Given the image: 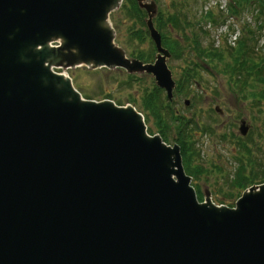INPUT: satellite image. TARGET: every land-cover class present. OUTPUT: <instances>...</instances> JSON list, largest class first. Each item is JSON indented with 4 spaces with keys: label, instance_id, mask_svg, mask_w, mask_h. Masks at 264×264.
<instances>
[{
    "label": "water",
    "instance_id": "obj_1",
    "mask_svg": "<svg viewBox=\"0 0 264 264\" xmlns=\"http://www.w3.org/2000/svg\"><path fill=\"white\" fill-rule=\"evenodd\" d=\"M144 1L154 65L113 42L120 0H0V264H264V184L235 208L197 201L179 148L135 108L83 99L53 71L145 70L171 98Z\"/></svg>",
    "mask_w": 264,
    "mask_h": 264
},
{
    "label": "trees",
    "instance_id": "obj_2",
    "mask_svg": "<svg viewBox=\"0 0 264 264\" xmlns=\"http://www.w3.org/2000/svg\"><path fill=\"white\" fill-rule=\"evenodd\" d=\"M123 1L124 3L120 11L127 13L128 18L134 19L139 23V28L135 25L132 26V32L130 34L134 39L143 42L147 34L143 28L144 23L142 17L144 13L138 9L135 0ZM185 2L186 0H171L170 5L164 4V6L165 8L173 9V11H162L155 19L157 29L165 33L162 41L164 45L173 53V56L180 55L181 43L177 38L171 36V31L179 33L180 35L177 37H183L184 41L189 42L190 50L196 54L198 59L196 65L200 61L212 67L218 73L225 74L228 85L232 90L246 92L256 101L264 99V88L261 90V85L264 84V52H255L253 48L254 44L252 45V41L254 39L256 41L254 29L248 25H243L242 34L233 46H227L225 43L215 48L212 41H207L206 44H203L201 38H207L209 33L202 28H200L199 32L190 29L193 27V23L188 18L187 11L184 12ZM226 7L227 12L237 19L244 12H253L251 15L256 16L255 23L258 30L264 31V0H228ZM221 16L219 12L216 13L214 8H208L197 17L196 23L205 24L209 22L217 26ZM133 54L142 60L150 58L151 55V53L142 52L141 50H136ZM190 79H194L193 73L188 71L185 76V81L188 82ZM247 88L252 89V92H248L246 90ZM167 103L160 96L159 89L154 87L145 92L140 109L144 113L145 118L149 115L156 117L157 128L161 130L163 137H167L164 134L169 129V125H173L176 128V135L179 136L178 142L182 148L184 169L191 176H202L207 171L200 165L194 163L197 153L186 142L184 135L188 134L190 122H187L184 118H178L171 110L168 111V114H165L164 108L167 106ZM168 118L171 120V123L167 122ZM243 150L245 153L241 155V158H238L240 161L239 168L236 171L235 179L230 182V190L224 196L225 199L239 195L241 191L246 189V186L257 181L258 177L255 173L251 150L249 147H245ZM245 157L248 165L251 167L250 170H247V167L243 163ZM258 180L264 181V169L259 175ZM196 191H198V197L201 199V190H199L198 186L196 187Z\"/></svg>",
    "mask_w": 264,
    "mask_h": 264
},
{
    "label": "rangeland",
    "instance_id": "obj_3",
    "mask_svg": "<svg viewBox=\"0 0 264 264\" xmlns=\"http://www.w3.org/2000/svg\"><path fill=\"white\" fill-rule=\"evenodd\" d=\"M152 1V0H149ZM217 0H207L206 6H214ZM160 4H169V0H159ZM226 0H218L219 7L221 9H224ZM186 5L189 7H186L185 10L191 9L192 13H195V11L198 13L200 10L199 6L200 3L198 0H187ZM192 19V18H191ZM251 16L250 13L244 15V22H234L232 17L228 16V19L225 21V23L221 24L220 26H217V28H214L212 26H209L208 24L204 26V28L209 31V36L207 38H202L203 44H206L208 40H213L215 42V45H218V42L223 41V36L229 34V28L228 25H232L233 28H235L234 33H230L227 37L228 44H233L235 39L239 37L242 30L240 28L241 25L244 23H249ZM194 20V19H192ZM110 21L113 24V26L116 28V43L119 44L121 47L125 48L128 51L135 52L136 50L147 48L150 46L147 39L143 42V44L139 43L135 39H131L129 29H130V22L124 18V16L119 11H114L110 15ZM255 28L253 25L251 26ZM197 30L198 27L196 25ZM260 35V34H259ZM260 39L258 41V48H261L264 44V35L261 32ZM186 59L189 60H195V56L193 54V51L186 49ZM169 66L172 70V74L174 76V79H177L179 72L181 71L182 67L186 66V63L183 62V60H169L168 61ZM71 78L74 80V86L76 89H78L84 97H88L90 99H96V100H102L104 96H108L116 101H121L123 104L126 103L128 98L130 96L140 98L142 94V90L149 86L151 87V82H153V78L150 75H141L136 76L138 77L136 80H130L128 79V76L126 75L124 71H120L119 69H113L112 71L101 68L97 70H89L84 66H80L78 68L69 69L66 72ZM216 73V72H215ZM214 73V74H215ZM210 74H206L204 72H201V83L203 84L202 90L206 89V93L209 97L216 96L215 105H219L221 109L224 110L226 115H241L244 116L247 120L251 121V124L254 125V138L257 139L258 145L261 146V149L258 150L255 146L253 148L254 153V159L256 160L254 166L257 171V177L262 173L263 170L262 167H264V115L257 112L258 107H255L254 105L253 110H251V102L249 100H245L246 98L239 99L236 97V95L229 91V87L227 85L228 82L226 75L220 73H216L217 75L212 77ZM192 93L195 92V85H192ZM205 94H202V97H204ZM190 98V96L186 97ZM205 101L210 102L208 99L199 100L195 103V105H198V109H201V113L207 114L208 112L205 111L206 104ZM183 100H179L177 104L175 105L176 108L179 111H182V113L186 117H190V112H192L194 109L186 110L185 106L182 105ZM250 104V105H246ZM214 104L211 101L207 107H213ZM214 116H218V114L213 113ZM200 116V115H199ZM201 121L203 123H207V120H204V116L201 118ZM218 121H221L218 118ZM149 127H152V122L148 123ZM235 131H237V128H234ZM226 129L222 131H226ZM221 131V132H222ZM221 132H215V135H197L198 139V145L197 148H199L200 152V159L202 160V163L205 167L208 169H212L211 164H215L216 166L221 168V171H214V172H208L203 177H201L199 180L192 179V185L196 184L199 186L200 190H202V193H204V189H207L211 193V199L212 201L216 202L217 204H220L221 201H226V203H232L234 204L236 200V196L229 199L222 197L223 195L227 194L230 190V181L235 177L234 172L238 168V161L236 159L237 155H240V153L237 152V148L235 146V139H226L224 141H218L217 135ZM261 133L262 136H259ZM258 161L261 163L259 166ZM237 194V193H236ZM225 203V204H226Z\"/></svg>",
    "mask_w": 264,
    "mask_h": 264
},
{
    "label": "flooded vegetation",
    "instance_id": "obj_4",
    "mask_svg": "<svg viewBox=\"0 0 264 264\" xmlns=\"http://www.w3.org/2000/svg\"><path fill=\"white\" fill-rule=\"evenodd\" d=\"M213 102V100L211 99L210 100V102ZM210 102H206V104H207V106L209 105V103ZM214 105H215V103H213ZM206 109H208L209 111H208V114L207 115H205V117L207 118V117H210L211 118V121L209 122V124L211 123V122H213L214 123V119H215V116H213V115H211L210 114V112H211V107H207ZM213 111H214V113H216V114H218L219 116H220V118H222V116L224 115L223 114V112L222 111H216L215 110V108L213 109ZM232 121L230 122V119L228 118V119H226L225 121H222V123H221V126H220V130H222V129H224V128H227L228 129V132H227V134H229V129L230 128H232V123L233 122H236L237 121V119H235V118H233V116H232ZM241 120H239V122H240ZM250 124H251V121H250ZM252 125V124H251ZM250 125V126H251ZM209 126H211V125H209ZM213 128H216L217 130H218V125H216V124H213V126H212ZM252 127V126H251ZM223 131H222V133H221V135H223Z\"/></svg>",
    "mask_w": 264,
    "mask_h": 264
},
{
    "label": "bare ground",
    "instance_id": "obj_5",
    "mask_svg": "<svg viewBox=\"0 0 264 264\" xmlns=\"http://www.w3.org/2000/svg\"><path fill=\"white\" fill-rule=\"evenodd\" d=\"M95 39L100 41V43H103V41L105 40V37L103 35L101 37L98 35ZM102 47H104V46H102Z\"/></svg>",
    "mask_w": 264,
    "mask_h": 264
}]
</instances>
